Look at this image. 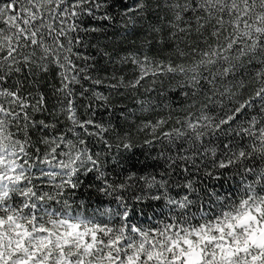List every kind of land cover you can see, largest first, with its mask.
Wrapping results in <instances>:
<instances>
[{
	"label": "snow or ice",
	"instance_id": "1",
	"mask_svg": "<svg viewBox=\"0 0 264 264\" xmlns=\"http://www.w3.org/2000/svg\"><path fill=\"white\" fill-rule=\"evenodd\" d=\"M0 264H264V0H0Z\"/></svg>",
	"mask_w": 264,
	"mask_h": 264
}]
</instances>
